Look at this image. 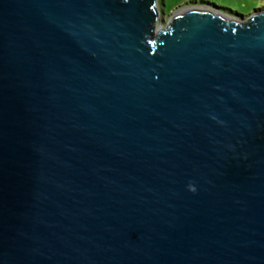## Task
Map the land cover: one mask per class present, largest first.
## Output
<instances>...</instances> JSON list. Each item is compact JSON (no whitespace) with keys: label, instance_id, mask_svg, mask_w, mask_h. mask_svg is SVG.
Segmentation results:
<instances>
[{"label":"water","instance_id":"95a60500","mask_svg":"<svg viewBox=\"0 0 264 264\" xmlns=\"http://www.w3.org/2000/svg\"><path fill=\"white\" fill-rule=\"evenodd\" d=\"M0 0V264H264V9Z\"/></svg>","mask_w":264,"mask_h":264},{"label":"rangeland","instance_id":"374dc122","mask_svg":"<svg viewBox=\"0 0 264 264\" xmlns=\"http://www.w3.org/2000/svg\"><path fill=\"white\" fill-rule=\"evenodd\" d=\"M264 0H158L160 8V23L166 25L169 18L179 10L190 6L207 5L218 8L233 16L247 18L255 9L261 6Z\"/></svg>","mask_w":264,"mask_h":264},{"label":"trees","instance_id":"16d2710c","mask_svg":"<svg viewBox=\"0 0 264 264\" xmlns=\"http://www.w3.org/2000/svg\"><path fill=\"white\" fill-rule=\"evenodd\" d=\"M263 9H264V3L261 6L257 7L255 9V11H259V10H263Z\"/></svg>","mask_w":264,"mask_h":264},{"label":"bare ground","instance_id":"6f19581e","mask_svg":"<svg viewBox=\"0 0 264 264\" xmlns=\"http://www.w3.org/2000/svg\"><path fill=\"white\" fill-rule=\"evenodd\" d=\"M183 11H184V10H182V11H181V10H179V11H177V13H181V12H183Z\"/></svg>","mask_w":264,"mask_h":264}]
</instances>
